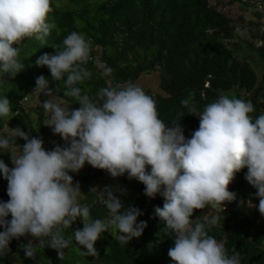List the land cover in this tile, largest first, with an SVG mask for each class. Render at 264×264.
Wrapping results in <instances>:
<instances>
[{
    "label": "clouds",
    "instance_id": "1",
    "mask_svg": "<svg viewBox=\"0 0 264 264\" xmlns=\"http://www.w3.org/2000/svg\"><path fill=\"white\" fill-rule=\"evenodd\" d=\"M53 10L52 0H0V74L15 77L23 69L19 47L13 45L26 38L44 40L54 26L47 22ZM235 31L243 35L247 30L237 27ZM51 47L55 54L45 53L36 63L46 66L53 80H63V95L80 107H62L41 75L35 90L51 97L42 102L49 114L46 126L65 146L46 150L42 138L30 137L19 127L0 137V150L11 154L13 165L10 168L0 159L9 197L0 201V253L10 250L12 239L30 235L40 245L47 238V247L56 250L60 259L73 241L81 256L97 257L95 244L106 231L121 244L142 236L147 222H138V217L143 213L131 205L125 208L112 187L105 186L101 192L108 210L104 220L92 219L89 206L79 203L80 184H74L69 173H78L87 163L113 178L127 174L129 180L144 185V195L150 199L164 198L163 207L154 211L172 237L167 254L173 264H241L238 251L233 249L229 255L225 245L206 230V224L218 223V216L203 215V222L200 218L193 222L192 217L194 210L208 206L224 210L225 202L236 200L229 185L243 168H247L245 180L257 190L258 211L264 216V114L254 119L250 100L228 94L205 104L202 111L183 99L182 106L199 117V128L186 138L181 118L167 126L159 118L155 100L132 81L102 87L95 99L82 94L77 85L92 75L85 67L92 42L83 33L72 31L62 44ZM13 114L6 96L0 98V117ZM32 116L35 119L36 114ZM17 138L25 141L22 148ZM13 143L15 153L8 151ZM77 218L83 228L66 236L65 230ZM21 247L27 258H34L31 240Z\"/></svg>",
    "mask_w": 264,
    "mask_h": 264
},
{
    "label": "trees",
    "instance_id": "2",
    "mask_svg": "<svg viewBox=\"0 0 264 264\" xmlns=\"http://www.w3.org/2000/svg\"><path fill=\"white\" fill-rule=\"evenodd\" d=\"M52 7L54 10L47 22L54 26L44 40L26 38L20 45H13L19 47L18 60L23 69L15 77L0 74V98L6 96L14 113L11 117H0V137L9 136L10 129L19 127L30 137L42 138L46 150L65 146L46 126L48 114L42 107L46 98L37 104L33 102L39 90H35L36 79L43 75L57 100L73 109L80 107L73 98L63 95L64 81L53 80L49 69L36 63L45 53L55 54L51 46L62 44L72 31L83 33L92 42L90 59L85 65L91 78L77 86L82 94L93 99L102 87L135 83L143 74L158 71L161 93L148 95L155 100L159 118L167 126L181 118L179 124L186 138H191L199 128V117L182 106L183 99H189L190 106L202 111L205 104L228 94L250 100L255 108L251 114L254 119L264 114V32L260 29L263 17L253 11L251 3L243 0H52ZM237 27L246 29V33L237 34ZM16 143L22 148L25 141L17 138ZM13 150H17L14 143L8 151ZM0 159L13 167L10 153L0 150ZM246 173L247 168H243L229 185V191L236 193V200L225 202L224 210L222 206L194 210L192 219L196 222L200 218L203 222V215L211 211L209 218L218 216L219 221L215 225L206 224L208 234L223 243L229 255L233 249L238 251L241 264H264V216L258 207L248 212L239 206L240 203L259 204L257 190L245 180ZM69 175L74 184H80L79 203L89 206L92 219L107 218L105 197L98 189L99 184H112L125 208L131 205L143 213L138 217V222H147L142 236L121 244L106 231L95 244L97 257L81 256L79 246L73 241L60 259L56 250L47 247V238L40 245L28 235L11 240L10 250L0 253V264H50L49 261L51 264H173L167 254L173 245L172 237L154 211L155 207H163L162 196L150 199L144 195V185L135 179L129 180L127 174L113 178L91 165L84 173L70 172ZM92 188L97 191H90ZM8 199L7 181L0 174V201ZM78 228H83L80 218L65 230V235L70 236ZM29 240L35 247L32 259L26 257L21 247Z\"/></svg>",
    "mask_w": 264,
    "mask_h": 264
},
{
    "label": "rangeland",
    "instance_id": "3",
    "mask_svg": "<svg viewBox=\"0 0 264 264\" xmlns=\"http://www.w3.org/2000/svg\"><path fill=\"white\" fill-rule=\"evenodd\" d=\"M257 71H258V73H260V71L261 70H259V68H257L256 69ZM159 81H160V79H159V72L158 71H156V72H151V73H146V74H143L136 82H135V84L136 85H138L139 87H141L144 91H145V93L146 94H148V93H150V94H153V95H155V94H159V93H161V91H160V89H159ZM41 98H46V99H49V98H51V97H48V96H46L44 93H42V91L41 90H38V92H37V96H36V98H35V100H34V104H37V103H39L40 102V99ZM57 100V99H56ZM57 102H59L60 104H61V106L62 107H65V108H70V110H73V108H72V106H67L66 104H65V102H63V101H61V100H57ZM49 123V114H48V120H47V124ZM54 138L56 139V140H58L59 142H61L62 144H64L65 145V141L59 136V135H56V134H54ZM15 152H17V150L15 151V150H13V153H15ZM89 167V165L86 163L85 164V166L78 172V173H84L86 170H87V168ZM124 176V175H123ZM122 177V176H121ZM105 186H110V187H112L113 189H116V188H114V186L112 185V184H110V185H107V184H105V185H103V184H99V193H100V195H102L101 194V192L103 191V189L105 188ZM117 192V191H116ZM116 192H114V194L116 193ZM103 196V195H102ZM239 206L242 208V209H244V210H246V211H248V212H251V211H253L254 210V208L255 207H258V206H256V205H254V206H252V205H250V204H247V205H243V204H239ZM211 211H207V215H211ZM33 240L34 241H38V240H36V239H34L33 238Z\"/></svg>",
    "mask_w": 264,
    "mask_h": 264
},
{
    "label": "built area",
    "instance_id": "4",
    "mask_svg": "<svg viewBox=\"0 0 264 264\" xmlns=\"http://www.w3.org/2000/svg\"><path fill=\"white\" fill-rule=\"evenodd\" d=\"M246 3L252 4V9L255 13L261 14L263 17V22L261 26V31L264 32V0H243ZM27 100V98L25 99Z\"/></svg>",
    "mask_w": 264,
    "mask_h": 264
}]
</instances>
